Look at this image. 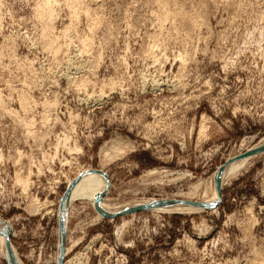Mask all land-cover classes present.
Instances as JSON below:
<instances>
[{
    "label": "rangeland",
    "instance_id": "rangeland-1",
    "mask_svg": "<svg viewBox=\"0 0 264 264\" xmlns=\"http://www.w3.org/2000/svg\"><path fill=\"white\" fill-rule=\"evenodd\" d=\"M76 2L0 0V219L20 264H57L59 204L86 172L110 205L194 202L264 143V0ZM221 186L189 214L99 219L74 199L62 264H264V151Z\"/></svg>",
    "mask_w": 264,
    "mask_h": 264
},
{
    "label": "bare ground",
    "instance_id": "bare-ground-1",
    "mask_svg": "<svg viewBox=\"0 0 264 264\" xmlns=\"http://www.w3.org/2000/svg\"><path fill=\"white\" fill-rule=\"evenodd\" d=\"M50 0H45V3L47 5V3L49 2ZM78 1V0H76ZM75 0H71V13L73 15L76 14V11L77 9L80 8V4L77 3ZM46 5L44 4V7H42L41 11L39 12L41 14V18L43 17L44 20H41V21H44V26H45V30L46 32L47 31H50L49 28H50V25H49V22L53 19L52 18V15H51V12L46 9ZM40 7V6H39ZM40 7V8H41ZM49 7V6H48ZM50 8V7H49ZM39 14V15H40ZM184 17V16H183ZM40 18V19H41ZM189 18V17H188ZM184 19L187 20V17ZM190 21V20H189ZM192 21V20H191ZM193 22V21H192ZM190 22V23H192ZM44 30V27L43 29ZM42 33H44L42 31ZM47 35V34H46ZM45 35V36H46ZM50 35V34H49ZM47 37V36H46ZM50 37V36H49ZM52 37V35H51ZM53 38V37H52ZM55 39V38H54ZM53 40V39H52ZM48 42L50 41L47 40ZM52 42V41H51ZM47 43V42H45ZM54 42H52L53 44ZM50 45V44H49ZM48 46V45H47ZM56 47V44L53 45ZM84 46V44H83ZM49 47V46H48ZM53 47H51L52 49ZM46 49H50L46 47ZM58 50V49H57ZM56 51V50H55ZM51 52V50L49 51ZM53 54L56 53L52 52ZM19 65V64H18ZM25 65V64H23ZM22 68V67H21ZM155 84V83H154ZM81 85V84H80ZM157 85V84H156ZM160 85V84H159ZM156 87V86H155ZM158 87V86H157ZM152 88V86H151ZM154 88V87H153ZM154 90V89H153ZM23 96V95H22ZM21 96V97H22ZM25 97V96H23ZM23 97L21 99H18L20 100V103L19 104H23V102H25L24 100H27V99H23ZM19 98V97H18ZM26 98V97H25ZM91 103V102H90ZM28 105V104H27ZM25 105V108L26 106ZM2 106V105H1ZM20 108H23V106L21 107V105H19ZM12 113L13 111L10 110ZM23 113L24 110H22ZM26 111V109H25ZM10 112V113H11ZM16 114V113H15ZM15 116V115H14ZM18 117V116H16ZM21 118V117H20ZM16 119V118H15ZM24 121V119H23ZM31 122V120H30ZM19 123V122H18ZM22 123V121H21ZM29 124V123H28ZM23 126V124H21ZM26 129H30L28 125H26V122H25V126H24ZM202 127V126H201ZM25 129V131H26ZM207 129V128H206ZM28 131V130H27ZM200 131V130H199ZM206 131V130H205ZM29 133H31V131H28V135ZM201 133V132H200ZM34 135V134H33ZM32 135V136H33ZM202 135V134H201ZM31 136V135H29ZM198 137V136H197ZM117 139V138H115ZM115 139L114 141L110 144H108L105 149H104V156L105 157H114V156H117L118 154H120L122 151L124 152L125 148L122 146V145H119L117 146L116 148H113V146H115L116 144L120 143L121 141L119 140L118 142L115 143ZM120 139V138H119ZM201 139V138H200ZM124 141V140H123ZM129 146L131 144H128ZM122 146V147H121ZM128 148V146H127ZM108 150L110 151L109 154L106 155V153H108ZM113 150V151H112ZM69 151V150H68ZM264 151V147H261V148H258L256 150H254L252 153H250L247 157H244L242 159H239L237 161H231L230 163H228L227 165H225L224 167V170H218L215 175L212 177V181H211V186L208 190V192H204V196H202V198H200L201 200H197V201H200V202H204V203H207V202H212V201H215L216 199V188L218 186V182L220 180V178H222L221 180V185L223 183H226L228 182L231 178H233L234 176H236V174H238V172L240 171L241 168L245 167L246 164L251 161L254 157H256L257 154H260L261 152ZM244 152V151H243ZM77 153V152H76ZM238 155V154H237ZM241 155V154H240ZM1 157V155H0ZM108 160V158H107ZM29 171V170H28ZM36 171H38L36 169ZM82 170L80 169L77 174L81 173ZM28 173V172H27ZM38 173H41V172H38ZM242 173V172H241ZM27 175V174H26ZM32 175V174H31ZM36 175H40V174H37ZM28 176V175H27ZM27 176L24 177L23 179H17L18 181V184L19 182H21L23 184V186L25 187L26 185V179H27ZM37 177V176H36ZM16 178V177H15ZM26 178V179H25ZM28 181V179H27ZM71 181L70 180H67L65 181V183H69ZM30 184V183H29ZM102 184H103V178H102V175L100 173H95V172H86L84 174L81 175L80 178H78L77 180H75L72 184L70 183L71 185V188L70 190L67 192L66 196L65 197H61L62 198V206H61V209L64 210V208L67 206V204H71L72 200L74 199H77L78 201H87L89 202V204H91L92 206H95V203L96 201H98V210L103 213V214H109V213H114V212H117V211H120V210H123V209H130L132 208L133 206L135 205H138L140 203H145V202H148V201H152V200H142L141 201H138V202H134L132 204H125V205H116V204H113V205H110L108 203L105 202V200L103 199H98V195L102 193L104 187H102ZM28 185V184H27ZM30 186V185H29ZM200 187V186H199ZM27 189V188H26ZM25 190V189H24ZM195 193L194 190H192L191 192H189L188 194H186L185 196H191ZM170 200H175V199H170ZM36 202V201H35ZM37 203V202H36ZM38 204V203H37ZM34 205V204H33ZM36 205V204H35ZM41 205V204H40ZM38 206V205H37ZM28 207V205H27ZM30 207V206H29ZM28 207V208H29ZM33 207V206H32ZM36 207V206H35ZM41 208V207H40ZM44 208V207H43ZM42 208V209H43ZM26 209V208H25ZM31 209V208H30ZM36 209V208H35ZM204 208H199V207H196V206H184V205H180V206H173V207H170V208H162V209H155L156 211H172V212H179V213H184V214H189V213H197V212H200L202 211ZM211 210V209H210ZM213 210V209H212ZM28 211V210H27ZM30 211V210H29ZM38 211V210H36ZM35 211V212H36ZM31 212V211H30ZM34 212V213H35ZM40 212V210H39ZM38 213V212H37ZM250 214V213H249ZM34 215V214H33ZM251 216V215H250ZM5 221H3L2 219H0V254H2L4 257H6V259L9 260V262L11 264H20V261L17 259L14 251H12L11 247H10V244H9V241L6 240L4 242V237H5V234H6V225H5ZM7 224V223H6ZM248 230V229H247ZM204 232V230H202ZM247 234V233H246ZM248 235V234H247ZM253 247V246H252ZM254 250V249H253ZM255 253V251H254ZM264 255V254H263ZM260 257V255H258ZM257 257V256H256ZM259 259V258H258ZM260 260V259H259ZM261 263V262H259ZM263 264V263H261Z\"/></svg>",
    "mask_w": 264,
    "mask_h": 264
},
{
    "label": "water",
    "instance_id": "water-1",
    "mask_svg": "<svg viewBox=\"0 0 264 264\" xmlns=\"http://www.w3.org/2000/svg\"><path fill=\"white\" fill-rule=\"evenodd\" d=\"M261 147H264V143L257 145L251 151H249L247 153H244L242 156H240V157H238V158H236L234 160L237 161L239 159L247 157L254 150H256L258 148H261ZM225 167H223L221 170H224ZM90 172L100 173L105 178V180L107 181L106 174H104V173H102L100 171H97V170H91ZM221 180H222V178H220V180L218 182V186L216 188V199H215V201H212V202L204 203V202H200V201L191 202V201H181V200L149 201V202H145V203H141V204L135 205V206H133L130 209H123V210H120V211H117V212H114V213L103 214V213H101L98 210V201H96L95 206H94V212L99 217V219H114V218H117V217H120V216L132 214V213L139 212V211H149V210H155V209L170 208V207H173V206H180V205L196 206V207H199V208H204L205 210L206 209L210 210V209H213L214 207H216L218 202H219V200H220V191H221V188H222ZM68 188L66 189L65 194H66ZM104 193H105V191L103 193L99 194L97 198L100 199L104 195ZM61 206H62V200L60 201V204H59V215H58L59 229H60L59 231L60 232H59V257H58V260H57V264H62V260H63V257H64L65 225H64V220L62 218V213L64 214V210L61 209ZM5 225H6V234H5V237H4V242L6 240H8V238H9V236L11 234V231H12L11 227L8 224L5 223ZM3 261L6 264H10L8 262V260L5 259V258H3Z\"/></svg>",
    "mask_w": 264,
    "mask_h": 264
}]
</instances>
